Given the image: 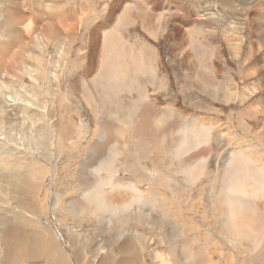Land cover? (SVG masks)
Wrapping results in <instances>:
<instances>
[{
	"label": "rangeland",
	"instance_id": "obj_1",
	"mask_svg": "<svg viewBox=\"0 0 264 264\" xmlns=\"http://www.w3.org/2000/svg\"><path fill=\"white\" fill-rule=\"evenodd\" d=\"M58 1H64V3H58ZM113 2H116L113 5L115 7H112ZM128 2L133 3V5L135 4V6L142 5L144 3L142 0H128ZM151 3L152 8L155 11L159 10L158 13L161 14L164 12L168 15L166 20L170 21V24L176 25L177 23V28H175L172 32V30L169 29V25L166 26L165 23H163L161 24V28H166L165 31H161L160 29L157 32L158 34H156V37L151 38L140 27L139 22V24L136 23L131 26L128 29L129 31L127 30L128 33L125 32L124 34L125 38H127L126 35L129 37L131 36L129 38L130 43L132 40L137 38L140 42L146 43L148 47L150 46L149 48L153 47L154 50L151 56L153 63L155 61L154 66L156 67V72L159 70L157 72L159 75L157 78L160 79L155 83L156 86L151 87L147 82L149 78H144L146 82L144 86H146L147 89L148 94L146 95L148 96V99L139 104L140 107L138 113L135 117L134 115L132 116V124L136 128H139V121L142 118H145L148 121L146 126H149L152 130H156L160 126L159 120L161 116H165L169 119L164 126L165 130H168L169 127H182L184 122H188L189 126H203L208 130L209 136L211 135L218 139L220 146L214 152L212 145H210V141H208L205 145H203V147H200L197 150L199 154L207 155L209 158L213 156H215V158H222L227 149L233 148V150H235V146L240 145L242 147V154L248 155L252 160V164L260 166L261 170L264 171V0H156V2L153 0ZM41 4H44V6L42 7V5H38L35 0H0V182L3 180L5 183H0V234H4L5 231L7 232V226L10 223H15V225L17 224L16 226L19 227L20 224L18 220L20 218L24 219L22 225L25 227L26 231L29 230L26 229L29 225L36 226L39 224H36L35 221L38 222L37 219L41 218L43 215L44 222L48 223L45 212L48 209V205L46 204L48 203L47 199L50 193H48V189L46 191L47 187L45 186L47 184L46 179L52 180V170L48 171L47 169H44L47 170L45 172H48V175L47 177L45 176L43 184H41L42 187L39 186L41 187L40 190L39 188L34 189L35 191L28 189L29 187L31 188V184L33 183L32 181L34 180H32V171L29 172L31 170L29 167L32 162V153L38 156L39 151L36 153L35 147L36 149L42 148L40 142H34L36 139H31L35 138L37 135V127L32 125V120L41 117L39 112H36V115H34V106L30 108V106L34 104L32 101H34L36 96L34 98L33 95L37 94V91L39 92L38 95L45 92V95L47 96L46 98L41 99L42 102L47 100L52 102L49 110L47 111V115L48 118L52 120L53 129L65 141L63 143L65 150L55 151V155L52 148V153L49 151L50 146H48L49 149L48 152H46L47 155H49L50 159L56 156L58 162L49 163L45 161L43 163L44 165L48 164L50 167L53 163H55V165L58 163L56 166L58 167L56 174H59H55V180L53 179V189H55L54 191L56 192V195L59 196V199L61 198L62 202V198L65 196L70 199L72 204L75 202L74 205L78 207L77 209H79V211H82L81 208L84 206V201L77 195V192L75 193V190L82 182V177L78 170L82 168L81 170H83V173L85 172L84 174H86V171L83 169L84 164L80 166V163L78 162H80V157L86 156L89 147L88 142L93 140V138L95 139L94 132L98 128L99 123L95 117L96 113L98 116L100 115L99 121L103 123L106 128V138L108 137L106 141L108 140V143L110 142L112 144L116 141V131L122 133L120 135L121 137L118 138V149L122 152L121 157L118 159V163L124 165L125 171L130 173L133 172L131 168H126L128 160L127 157L129 155L127 150L133 149L130 148L131 143L129 133L126 131V127L123 124H117V122L113 120L112 116L114 115L113 113L118 112V114H120V118L124 117L125 115L122 113L125 110L132 113V108H129L128 106L122 107L120 105V98L123 99L121 95L114 97L111 96L109 101L96 97V101L99 100L97 104H99L100 107L102 105L103 106L100 111L98 109L99 106L97 105V108H94L95 111L93 112V107L91 108L82 97L83 92L80 84V77L86 76V53H80L78 56V50L86 46L90 38V32L93 28L108 25L105 20L107 17L113 15V13L110 12V9L112 7L113 12H116L119 9V1L45 0L44 3ZM204 4H209L207 5V8L210 6V8L207 9L208 13H211L209 16L208 14H205L207 13L206 10H202ZM34 7L39 8V15L38 12L31 11ZM175 8L178 9L176 10ZM55 9H57L58 12L64 11L63 14L59 16L57 15L56 18L61 16L66 22V24L59 23L61 27V36H59L56 31L57 41L61 42V50L65 55L61 59V65L65 67L67 63L71 64L73 60H78L79 57L80 61L83 59L84 62L81 64V67H78L79 70L76 69L75 71L73 70L68 72L67 68L62 70L58 69V79L60 83L54 79L42 91L38 89L39 81L41 83L39 76L43 66L47 65L51 68L50 62L55 54L56 46L55 44L48 45L45 34L44 36L41 35L43 34L44 29H47L48 33H50V26H52L53 23V14L55 13ZM48 11H50L52 15ZM7 12L8 14H14L10 16L14 20H6V17H8ZM195 14L197 15L193 18V15ZM212 14L220 17L217 19V17L212 16ZM86 15L92 18H88ZM81 18L83 20L82 23L80 21ZM172 19H174V21ZM189 19H193L197 26L195 28L201 29V31L193 29L190 30L188 24H190L192 20L190 21ZM250 19H254L255 21L250 22ZM233 20H236L235 22L237 24ZM25 21L35 22V35L31 34L29 37V31L34 29L30 28L29 31H26L24 27L26 24ZM90 21L96 23L97 25L95 24V26ZM72 24L74 25L71 26ZM226 25L227 28H224ZM246 25L249 27L247 28ZM40 26H43V29H41L42 27ZM55 26L58 27V24ZM238 26H244V29L237 28ZM223 28L225 31H223ZM177 30H180L179 33H177ZM187 31L195 40V47L192 50L194 53L190 51V56H194L195 58H188V49L187 51L182 49L187 47ZM174 34H178L177 37L174 36ZM232 34H234V37ZM34 36H37V38L39 37L38 42L34 39ZM180 36H182L181 39L178 38ZM182 39H185V42H183ZM179 41H181L182 44L180 42L179 45ZM31 42L37 45L35 47L33 46L34 49L32 48ZM178 45L181 47H178ZM259 46H263V49L257 51L256 49L260 48ZM125 47L126 48L124 49L127 52L128 50H131L130 46ZM233 47L236 48L234 49ZM249 49H252L253 53L248 54L247 51ZM30 51H32V55L35 54V57L38 56L37 60H35L36 58L33 56L29 58ZM21 60H24L25 63H27L26 66L22 68H20ZM34 70H37L38 74L37 83L33 81L35 74ZM195 72L197 73V77H195ZM52 73H54V71ZM230 76L232 79L228 80L227 77ZM197 80H200L199 82H204V84H206L205 87L212 86L213 88L214 86H218L220 95H210L208 88H202L201 84H199ZM161 85H165V91L159 90ZM4 86L9 87L6 88ZM232 92L234 93L232 94ZM41 96L43 97L44 95H40L39 99ZM123 97L128 99V102L126 103L127 105L130 100L138 98L137 94H133L131 96L124 94ZM225 101H227V103H225ZM24 104H26L27 107L24 106ZM39 108L42 111V108ZM167 109H170L171 112H168ZM27 114H30V118H26V116L28 117ZM124 120L125 118H123V121ZM39 128L40 127H38V129ZM2 133L4 134L1 135ZM143 141L148 142L146 138H144ZM126 143H129V146L126 145ZM108 147H105L106 152L108 151L107 149H109ZM143 148V153L147 155V158L141 160L143 167L147 172L154 173L151 175L152 177H156L160 170L163 180L161 185L158 186L154 185L152 182L145 183L144 176L140 177L141 172L136 170L137 173L134 174L136 185L141 190L148 192L149 189L155 188L159 192V195H157L156 198L153 197V195H151V197L154 199L149 197L150 204H153L154 207L156 206L149 217L148 222H150V224L144 226L140 223L136 224V222L130 223L132 228L136 227L139 230L138 232L142 233L146 238L147 234L152 235L153 240L149 241V246L151 247L145 248L147 254L145 260L147 264H151L153 261H151L152 258H150L154 256L152 247H157L158 250L154 251L157 256L162 253L164 257H167V252L170 251L172 256H174L172 260L176 264H186V262L192 257H194L195 260H199L201 264H246L251 259L255 258L254 254L262 252V248H254L253 239L243 237L236 232L231 236L223 235V229L216 220V215L223 209V206L216 200L215 205L209 202L206 209L208 210L210 206H215V208H211L210 212L207 210L205 211L204 204L206 203V198L204 197V193L202 194V191L196 188L197 186L193 185L187 189V194L189 195L186 196L187 199L180 200L181 197H179V195H173V192L167 186L168 184L166 179L171 178L175 182L179 183L182 176L178 172L176 165H172V158L166 155V151L163 150V148L161 149L159 143H147ZM5 150H8L10 152L9 155H12L9 156L8 151L6 152ZM123 151L126 154H123ZM237 151L238 150H235V152ZM106 152H104L105 155H107ZM259 152H261V154H258ZM7 156H9L8 158H11L8 159V161ZM24 156H26V159ZM27 156L31 157V162ZM16 158L19 159L17 160ZM4 159L5 161L3 162L2 160ZM18 163L21 166H19ZM8 164L12 165V167ZM3 165H7L8 167L6 166V169H2L1 166ZM250 165L248 164V166ZM31 167L35 168L34 163ZM11 173H15V176L19 175V178L17 176L18 182L16 180V183L11 184V181H8L9 176L12 175ZM27 175H29L30 179ZM23 177H26L27 179H23ZM196 184H199V188L206 185H209L212 189L217 187H215V185L210 181V177L206 173V169ZM9 185L12 186L9 187ZM14 186L17 187L15 188ZM29 190L32 191V193ZM54 191L52 194H54ZM251 191L252 188L247 189V192L250 193ZM30 194L32 197H30ZM131 194L132 193L129 190L124 189L109 191L107 199L108 201L111 200L112 203L117 202L118 204H123L124 202L129 201ZM190 198L192 201L188 200ZM211 199L212 197L209 198V201H211ZM250 199L251 204L258 212V215L261 214L263 218L264 195L257 193L256 197L250 195ZM161 200L168 201L164 210V207L161 206ZM61 201L59 200L56 204L57 206L54 209V215L51 217L55 216L56 218V214L62 213L64 206L62 207L63 203H61ZM184 203H186L187 206H185ZM36 205L39 208H37ZM32 206L36 207L33 208ZM83 214L85 216L83 215L84 219L81 223L73 221L70 217L65 219L64 224H70L74 226L72 229L76 230V237L73 235V238H77L80 234H82L83 230H87L86 233L89 234L87 235L88 238L97 237L102 240L106 239L105 241H102L103 248L112 252L113 260L117 262L118 249L116 247L118 244L115 242L112 243L111 240H107V237L102 236L99 232L91 228V218L88 219L85 212H83ZM1 219H3V221ZM10 219H12V222ZM62 220L63 218L59 219V225ZM2 222L7 225H3ZM154 222L156 223L155 225L151 224ZM172 224L176 226L177 231L172 229ZM47 227L49 230L51 229L50 225ZM171 231L176 237L173 238L170 236ZM128 235L131 234H126L125 236ZM64 237H67V235H62V242L65 241ZM132 238L134 240L141 241L138 239L139 237L132 236ZM162 239H166L169 242L165 248L163 247L164 245L161 244ZM66 240H68V237ZM120 240L121 239L119 238L117 241L120 242ZM176 246H178L177 250L183 255L181 259L176 258L175 254H173ZM2 247H5V243L1 239L0 249ZM70 247L74 253L78 250V244L75 247L72 245ZM137 248L139 252L143 253L139 246ZM192 249L193 251H191ZM108 251H104V249H102L95 254V258L94 255H92L95 263L98 264L103 257L107 256ZM85 252L86 250H84V255L82 256L83 259L87 257V255H85L87 253ZM149 253H151V256L148 255ZM1 254L0 250V264H3L2 262L4 260H2L3 255ZM89 254H94V252H89ZM48 260L49 258L37 257V260L35 261L25 259L20 264H47L46 262ZM258 260V264H264V259ZM154 261L156 262V259H154ZM249 263L253 264L254 262ZM68 264H73V262L71 261ZM153 264H158V260Z\"/></svg>",
	"mask_w": 264,
	"mask_h": 264
},
{
	"label": "bare ground",
	"instance_id": "obj_2",
	"mask_svg": "<svg viewBox=\"0 0 264 264\" xmlns=\"http://www.w3.org/2000/svg\"><path fill=\"white\" fill-rule=\"evenodd\" d=\"M44 1L45 0H35V2L38 3V5H42L41 3H44ZM118 1L120 4H119V9L116 12H113V10H112V7H115L113 5L116 2L112 3V7L110 9V12H112L113 15L107 17L105 20L106 23H108V25L103 26V27L97 26V27L93 28V30L90 32V36H89L90 38H89V41L86 44V46L82 47L78 50V56L80 53L81 54L86 53V57H85L86 58V60H85L86 76L80 77V84H81V88H82V92H83L82 97L85 99L86 103L91 108L93 107V109L97 108V105L99 106V104H97V102H99V100L96 101L97 98L100 97L99 99L103 98V99L109 101L111 99V96L114 97L117 95H121L123 98V99L120 98V101H119L120 105L122 107L128 106L129 108H132L131 109L132 113H130L127 110H125L122 113L123 115H125L124 117L120 118V114H118V112L113 113L114 115H112V116H113V120L116 121L117 124L118 123L123 124L126 127V131L129 133L130 143H131L130 148H133V149L129 148L130 150H127L129 155L127 157L128 160H127L126 168L127 167L131 168L133 170V172L130 173L128 171H125L124 165L118 163V159L122 155V152L118 149V140H119L118 138L121 137L120 135L122 133L116 131L115 132L116 137H117L116 141L112 144L110 142L108 143V140L106 141V139L108 138V137L106 138V136H107L106 135V132H107L106 128L103 125V123H101L99 121L100 115L98 116V114L96 113L95 117L99 123H98V128L94 132L95 139L93 138V140L88 142L89 147L87 150V154L85 157H80L79 158L80 162H78V163H80V166L82 164H84L83 169L86 171V174H84L85 172L83 173V170H81L82 168L78 170V172L81 174V177H82L81 181L82 182L80 183V186L75 190V193L77 192V195L84 201V204H83L84 206L81 208L82 211H79V209H77L78 207L74 205L75 202L72 204L70 202V199L68 197H65V196H63V198H62V200H63V202H62L61 198L59 199V196L56 195V192L54 191L55 189H53L54 188L53 179L55 178V174L57 172L58 167H56V166L58 163H56V165H55V163H53V165L51 167L48 166L47 163H45L47 165H44L43 163L45 161H47L49 163L56 162V161L58 162V160L56 159V156H54L52 159H50L49 155H47L46 152H48V149H49L48 146H50V150H49L50 152H51V148L53 149L54 155H55V151L56 152L61 151V150L64 151L65 148H64L63 143L65 141L53 129L52 120H50L48 118L47 111L49 110L52 102L49 100L42 102L41 99L46 98L47 96L45 95V92H42V94H40V95H44V96L43 97L41 96V98L39 99L40 95H38L39 92L37 91V94L33 95V97L35 98V96H36V98L34 99V101H32L34 104H32V106H30V108H32L34 106V108H33L34 115H36V112H39L41 114V117L32 120L33 121L32 125L37 127V131H36L37 135L35 136V138H31V139H33V140L36 139V140H34V142L35 141L40 142L42 148L41 149L38 148L39 149L38 150L35 147L36 153L39 151L38 152L39 155L37 156V155L32 153V162H31V157H30L31 153L30 152H29L30 156H27V158L30 159L31 166L33 163L35 165V168H32L31 166L29 167V168H31V170L29 172L32 171V173H31L32 180L33 179L34 180L32 181L33 182L32 184L30 183L31 188L29 187L28 189L34 190L36 188H39V190H40V188L42 187L41 184H43V180H44L45 176L47 177V175H48V172H45V171H47V170L51 171L52 170V172H51L52 180L46 179L47 184L45 183L46 184L45 187H47L46 191L48 189V191H49L48 193H50L48 195V199H47L48 203L46 204V205H48V207H47L48 209L45 212L46 219H47L48 223L44 222V215L43 216L41 215L42 217L41 218L38 217L39 219H37L38 222L35 221L36 224L37 223H39V224H37L36 226L35 225H29L28 227H26V229H29L28 231H26L25 227L22 225L24 222L23 218L22 219L20 218L18 220V222L20 224L19 227L16 226L17 224L15 225V223H13L14 225L12 223L8 224L7 232L5 231L4 234H0V237H1L0 240L2 239L5 243V247H2L0 249L1 253H2L1 255H3L2 260H4L2 263L3 264H20L25 259H29L30 261H35V260H37V257H39V258L42 257V258H49V260L46 262L47 264H68L71 261L73 262V264H96L95 260H94L95 254L97 252L101 251L102 249H104V251H108L105 248H103V242L102 241H105L106 239L102 240V239H99L97 237L88 238L87 235H89V234L86 233L87 230H83L82 234H80L77 238H73V235L75 236V232H76V230L72 229V227H74V226H72L70 224H64L65 219L67 217H70L73 221H77L78 223H81V221L84 219V216H85L83 214V212H85L86 216H88V219L91 218L90 219V222L92 221L91 228H93L94 230L99 232L102 236L107 237V240H111L112 243L115 242L118 244V246L116 247L118 249V251H117L118 261L115 262L113 260V253L108 251V253H107L108 255L103 257L102 260L98 264H147L146 260H145L146 255H147L145 248L151 247V246H149V244H150L149 241L153 240L152 235L147 234V238H146L142 233L138 232L139 230L136 227L132 228L131 227L132 225L130 226V223L136 222V224L140 223L144 226L150 224V222H148V220H149V217L152 214V212L154 211V208L156 206L154 207L153 204L152 205L150 204L149 197H151V195H153V197L156 198L157 195H159V192L155 188L149 189L148 192H144L143 190H141L136 185V182L134 180V177H135L134 174L137 173V171L141 172L140 177L144 176V182L145 183L152 182L154 185H158V186L161 185V182L163 180H162V175H161L160 170L157 173L156 177H152L151 175H153L154 173L147 172L141 163L142 159L147 158V155H145L143 153V149H144L143 147L147 143H152V144L159 143L161 149L163 148V150L166 151V155H168L169 157L172 158V165H174V164L176 165L178 172L182 176L181 177L182 181L180 180L181 182L179 181V183L175 182L171 178L166 179L167 184H168L167 186L173 192V195H179V197H181L180 200L187 199L186 196H189L187 194V191H188L187 189L194 185V186H197L196 187L197 189H200L202 191V194L204 193V195H205L204 196L206 198V203L204 204V207H205L204 210L205 211L207 210L206 208H207L209 202H211V204L215 205L216 200H217V202H219L223 206V209L221 211H219L216 215V220L219 222L221 228L223 229V231H222L223 235L231 236L236 232L243 237H246L248 239H253L254 248L255 249L262 248V252L259 254H254L255 258L251 259L249 262H252V263L254 262L253 264H258V261H259L258 259H264V246H263V244H264V216L262 218L261 214L258 215V212L254 208V206H252V204H251L250 195L254 196V197H256L257 193L264 195V171L261 170L260 166L252 164V160L250 159V157L248 155L242 154V152H241L242 147L239 144H238L239 146H235V148H234L235 150H238L237 152H235V150H233V148L227 149L222 158H219V157L215 158V156L209 158L207 155L199 154V152H197V150L200 147H203V145H205L208 141H210V145H212L214 152L220 146L218 139L214 136H211V135L209 136L208 130L203 126H201V127L189 126L188 122H184L182 127H177V128L169 127L168 130L167 129L165 130L164 126H165L166 122L169 120L168 117H165V116H161V118L159 120L160 126L156 130H152V129H150L149 126L148 127L146 126L148 121L145 118L144 119L142 118L139 121V125H140L139 128H136L132 124V122H133L132 116L134 115V117H135L136 114L138 113V110L140 107L139 104L142 103L143 101H146V99H148V96L146 95V94H148L147 89H146V86H144V84L146 83L145 77L149 78V80H147V82L150 84L151 87L156 86L155 83L157 81H159L160 79L157 78L159 75L157 74L156 67L154 66L155 61L153 63V59L151 56V54H153V50H154L153 47L149 48L150 46L148 47L146 43L140 42L139 39H137V38L132 40V42L130 43L129 38L131 36L129 37L126 35V37L128 38L127 39L124 37L125 36L124 34H125V32L128 33L127 30L131 26L135 25L136 23L139 24V22H140V27L144 30V32L146 34H148L151 38H155L156 34H158L157 32L160 29H161V31H165V29H166V28H161L162 27L161 24L165 23L166 26L169 25V29H171L173 32L174 29L177 28V26H176L177 23H176V25L170 24L171 22L166 20L167 19L166 13L162 12L160 14V13H158L159 11H155L152 8V3L150 0L149 1L148 0H142L144 3L142 5H138V6H135V4L133 5V3L128 2V0H118ZM58 3H64V1L63 2L58 1ZM139 4H141V3H139ZM209 4H204L203 9H202L203 11L204 10L207 11V13H205V14H208V16L211 14V13H208V10H207L208 8H210V6H208V8H207V5H209ZM33 5H34V3H33ZM63 5H65V4H63ZM43 6H44V4L42 5V7ZM140 6H141V8H140ZM38 7H34L33 10H31V11L32 12H38V15H39V11H38L39 8ZM52 8H54V7H52ZM40 11H41V9H40ZM48 12L52 15V13L50 11H48ZM54 12L55 13L53 14V23H52V26H50L51 27L50 33H48L47 29L43 30V34L41 33L42 34L41 36H44V34H45V38H47L46 41H47L48 45L55 44V46H56L55 47L56 48L55 54L53 56L52 61L50 62L51 68H49L47 65L43 66L42 71H41L40 76H39L40 77L39 80H41V83L39 81V88L38 89H40L42 91L47 85H49V83L52 80L55 79L57 82H59V79H58L59 74L57 71L58 69L62 70V69L67 68L68 72H71L73 70L75 71L76 69H78L79 66L81 67V64L84 62L83 59L80 61V57H79L78 60H75V61L73 60L71 64L67 63V65H66L67 67L66 66L63 67L61 65V63H62L61 59L65 55L61 50V42L57 41L56 31H57L58 35L61 36V27H60L59 23L60 24H66V22H65L64 18L61 16L56 18L57 15L59 16V15L63 14L64 11L58 12L57 9H55ZM46 14H48V13H46ZM7 15H8V17H6L7 21L8 20H14L13 18L10 17L11 15H14V14H12V13L8 14V12H7ZM196 15L197 14H195L194 16H196ZM212 16H216L217 19L220 17V16L218 17L217 15H214V14H212ZM86 17L89 18L90 16L86 15ZM90 18H92V17H90ZM172 20L174 21V19H172ZM80 21L82 23V21H83L82 18L80 19ZM190 21H191L190 24L186 23L190 27V30L193 29L196 31H201V29L195 28L197 26H196V22L193 19H190ZM254 21H255L254 19H250V22H254ZM28 22L29 21H27L26 24L24 23L25 24L24 27H25L26 31H29L30 28L34 29V27H35V22H29V24H28ZM90 22L94 25L96 24V23H93L92 21H90ZM231 23H232V21H231ZM57 24H58V27L55 26ZM73 25L74 24H72L71 26H73ZM257 26H258V24H257ZM40 27H42L41 29H43V26H40ZM248 27L249 26H247V28ZM55 28H56V30H55ZM214 28H215V26H214ZM224 28H227V25ZM224 28H223V31H225ZM237 28L244 29V26L243 27L238 26ZM46 30H47V32H46ZM179 31L180 30H177V33H179ZM35 32H36L35 29L29 31V37L31 34L35 35ZM185 32H186V30H185ZM183 33H184V31H183ZM177 35L174 34V36H176V37H177ZM224 35H225V33H224ZM233 35L234 34H232V36ZM48 36H49V38H48ZM181 37L182 36H180L178 38L181 39ZM38 38H37V36H34V39H36L37 42H38ZM45 38H44V40H45ZM175 40H177V39H175ZM182 40H183V42H185L184 41L185 39H182ZM181 41H179V43H178L179 45H180ZM186 41H187V47H184L182 49H185L186 51L188 49V53H187L188 56L187 57L193 58L194 56L193 57L190 56V51L192 52V50L195 47V45H194L195 40L193 39L192 35H189V32L187 34ZM181 44H182V42H181ZM230 44H231V42H230ZM31 45H32L33 49L35 46H37L33 42H31ZM179 45H178V47H181ZM236 45H237V43H236ZM125 46H130L131 50H128L129 49L128 48L127 49L128 52H127L124 49V48H126ZM259 47L260 48L256 49L257 51H260L263 49V46H259ZM71 48H72V43H71ZM233 48L235 49L236 47H233ZM31 52L32 51L29 52V58L33 56L34 58H36L35 60H37L38 56L35 57V54L32 55ZM247 52H248V54H251V53H253V50L249 49ZM192 53H194V52H192ZM192 55H194V54H192ZM26 64L27 63H25L24 60H21L20 68L26 66ZM41 66H42V64H41ZM34 71H35V74L33 77V81L35 83H37L36 82L38 80L37 70H34ZM48 71H50V72H48ZM53 71H54V73H52ZM195 77H197V73H196ZM227 78H228V80L232 79L231 76L227 77ZM197 81L199 84H201L202 88H204L206 86V84H204V82H199L200 80H197ZM4 87L8 88L9 86L8 87L4 86ZM205 88H208L210 95H215V96L220 95L219 94L220 90H219L218 86H214L213 88H212V86H209V87H205ZM165 89H166L165 85H161L159 87V90H161V91L162 90L165 91ZM159 90H157V91H159ZM166 92H167V90H166ZM233 93L234 92H232V94ZM124 94L130 95V96L133 94H137L138 98H135L136 101H135V99L130 100L129 104L127 105L126 103L128 102V99H125L123 97ZM3 97H4V95H3ZM64 98H66V97H64ZM30 100H32V99H30ZM227 101H225V103H227ZM24 106H26V104H24ZM38 106L42 108V111ZM102 106L101 107L99 106V108H98L100 111H101ZM108 108H109V106H108ZM167 110H168V112H171L170 109H167ZM94 111H95V109L93 110V112ZM115 111H116V109H115ZM101 114H102V112H101ZM29 116H30V114L28 115V117L26 116V118H30ZM123 118H125L124 121H123ZM159 121H157V122H159ZM38 127H40L39 128L40 130L38 129ZM112 128H113V126H112ZM18 130H19V128H18ZM30 131H31V129H30ZM123 133H124V131H123ZM3 134L4 133H2L1 135H3ZM263 135H264V133H263ZM91 136H93V135H91ZM261 137H263V136H261ZM144 138H146L148 140V142H144L143 141ZM31 144H32V142H31ZM40 144H38V145H40ZM38 145H35V146H38ZM126 145L129 146V143L128 144L126 143ZM106 146L107 147L109 146L108 147L109 149H107L108 150L107 152L105 151ZM65 147H66V145H65ZM5 151H3V152H5ZM26 151H24V152H26ZM104 152H106L107 155H105ZM9 153L10 152L8 151V155H9ZM123 154H126V153L123 151ZM258 154H261V152H259ZM11 155L12 154H10L9 156H11ZM9 156H7V161H8V159H11V158H8ZM25 157L26 156H24V158ZM58 157H59V155H58ZM75 157H77V156H75ZM12 160H13V158H12ZM20 160H21V158H20ZM2 161L4 162L5 159ZM206 161H207V168H206ZM24 162H26V161H24ZM19 163H18V165H19ZM28 163H29V161H28ZM248 164L249 165L252 164V165L248 166ZM8 165H10V164H8ZM18 165H17V167H18ZM6 166L7 165H5V166L3 165V166H1V168L6 169ZM10 166L12 167V165H10ZM19 166H21V165H19ZM24 167H25V165H24ZM27 168H28V166H27ZM44 169H47V170H44ZM205 169H206V173L210 177V181L212 182V184H214L215 187L217 186L216 188L212 189L209 187V185L202 186L199 188V184L198 185L196 184V182H198L200 176L202 174H204ZM16 172H17V170H16ZM11 174L12 175L9 176L8 181L9 182L11 181L10 182L11 184L16 183V180L19 178V175H17L18 176V178H17V176H15V173H11ZM57 174H59V173H57ZM49 175H50V173H49ZM260 175H262V176H260ZM27 177H29V175H27ZM24 178H26V177H23V179ZM85 178H86V180H85ZM29 179H30V177H29ZM89 179H91V180H89ZM21 180H22V178H21ZM19 181H20V179H19ZM2 182H3V180H2ZM2 182H0V183L2 184ZM17 182H18V180H17ZM17 185H18V183H17ZM254 185H257V186H254ZM11 186L9 185V187H11ZM39 186H41V187H39ZM55 188H56V186H55ZM248 188H252V191L250 193L247 192ZM119 189L129 190L132 193L129 201L124 202L123 204H118L117 202L112 203L111 200L108 201L107 195L109 194V191H117ZM53 191H54V194H52ZM30 192L32 193V191H30ZM30 197H32V195ZM210 197H212L211 201H209ZM145 198L148 200H146ZM152 199H154V198H152ZM59 200L61 201V203H63L62 207L64 206L62 213L56 214V218H55V216L51 217L52 215H54V209L56 208V206H57L56 204L59 202ZM188 200L192 201L191 198ZM2 203H1V205H2ZM31 203H29V204H31ZM38 203H40V202H38ZM161 203H162L161 206L164 207L163 208V210H164L166 205L168 204V201L167 200H161ZM184 205L187 206L186 203H184ZM36 206H32V207L35 208ZM38 206L40 207L39 204H38ZM38 206H37V208H39ZM32 207H30V208H32ZM189 208H190V206H189ZM211 208H215V206H210L207 211L210 212ZM37 211H39V210H37ZM43 211H45V210H43ZM34 218H35V216H34ZM61 218H63V220H62L61 224L59 225V222H60L59 219H61ZM12 219H13V217H12ZM12 219H10L11 222H12ZM17 219H18V217H17ZM1 220L3 221V219H1ZM33 223H34V221H33ZM70 223H71V220H70ZM2 224L5 226L7 225L4 222H2ZM151 224L155 225L156 223L154 222ZM0 225H1V223H0ZM45 225H47V226L50 225L51 229L49 230L48 227ZM67 225H69V226H67ZM62 226H64V227H62ZM172 229L177 231L176 226H174L173 224H172ZM16 231H18V232H16ZM126 234H131V235L125 236ZM62 235H67L68 240H66L67 237H64L65 241L62 242L61 241ZM132 236L133 237L134 236L139 237L138 239H140L141 241L134 240L132 238ZM170 236L173 238L176 237L172 231L170 232ZM122 237H124V238H122ZM119 238L121 239L120 242L117 241ZM144 241H145V245H144ZM77 244H78V250L76 251V253H74L73 250H71L70 246L72 245L73 247H75V246H77ZM161 244L164 245L163 247L165 248L169 244V242L166 239H162ZM138 246L142 249L143 253L139 252V250L137 248ZM177 248H178V246H176L173 254H175L176 258L181 259L183 257V255L180 251L177 250ZM152 249H153L154 256L150 257V258H152L151 261L152 260L154 261V259H156V262L158 260V264H176L172 260V258H174V256H172L170 251L167 252V257H164L162 253H160L158 256L156 255V252H154V251L158 250L157 247L156 248L152 247ZM84 250H86L85 253H87V254H85V255H87V257L83 259L82 256L84 255ZM191 251H193V249ZM89 252H94V254H89ZM150 254L151 253H149L148 255L151 256ZM92 255H94V258ZM78 256L82 257V258H79ZM164 258H166V259H164ZM210 258H211V254H210ZM206 260H208V259L206 258ZM153 261L151 262V264L156 263L155 261L154 262ZM208 262H209V260H208ZM249 262L246 264H250ZM186 264H201V263L199 260H195L194 257H192L189 261L186 262Z\"/></svg>",
	"mask_w": 264,
	"mask_h": 264
},
{
	"label": "crops",
	"instance_id": "obj_3",
	"mask_svg": "<svg viewBox=\"0 0 264 264\" xmlns=\"http://www.w3.org/2000/svg\"><path fill=\"white\" fill-rule=\"evenodd\" d=\"M150 1H153V0H150ZM155 2H156V0H155ZM183 5H184V3H183ZM176 10L178 9V8H175ZM159 11V10H158ZM160 11H165V10H160ZM166 16H167V18H168V15L166 14ZM173 16V15H172ZM193 17L195 18V16L193 15ZM190 20V19H189ZM159 71V70H158ZM157 71V72H158ZM158 74V73H157Z\"/></svg>",
	"mask_w": 264,
	"mask_h": 264
}]
</instances>
